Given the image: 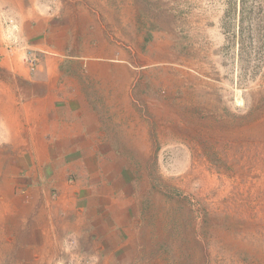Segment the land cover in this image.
Listing matches in <instances>:
<instances>
[{"label":"rangeland","instance_id":"rangeland-1","mask_svg":"<svg viewBox=\"0 0 264 264\" xmlns=\"http://www.w3.org/2000/svg\"><path fill=\"white\" fill-rule=\"evenodd\" d=\"M43 1V52L19 44L6 11L2 34L26 67L34 53L80 94L66 103L81 128L96 121L135 142L119 151L144 264H264V0ZM23 88L16 76L0 95ZM13 161L0 146V264L19 262L6 219Z\"/></svg>","mask_w":264,"mask_h":264},{"label":"crops","instance_id":"crops-1","mask_svg":"<svg viewBox=\"0 0 264 264\" xmlns=\"http://www.w3.org/2000/svg\"><path fill=\"white\" fill-rule=\"evenodd\" d=\"M44 2L0 0V11L20 22L19 44L35 43L36 52H43L42 26L49 19ZM76 12L78 17L86 14L79 4ZM119 15L126 22V14ZM1 27L0 84L18 76L24 87V93L7 90L0 95V146L13 150L16 171L8 175L13 189L6 208L13 260L19 261L16 264H144L128 190L134 174L128 172L127 155L119 151L136 148L135 142L126 132L96 121L93 129L81 128L79 105L66 103L79 101L80 94L64 92L59 78L47 75L53 67L49 61L37 63L34 72L28 70L19 58L24 49L7 42ZM109 95L97 97L108 101ZM78 149L87 151L78 154ZM4 212L0 210L2 219Z\"/></svg>","mask_w":264,"mask_h":264},{"label":"built area","instance_id":"built-area-1","mask_svg":"<svg viewBox=\"0 0 264 264\" xmlns=\"http://www.w3.org/2000/svg\"><path fill=\"white\" fill-rule=\"evenodd\" d=\"M37 62L38 61L34 53L31 52L26 53L25 63L27 64L31 72H34L36 70Z\"/></svg>","mask_w":264,"mask_h":264}]
</instances>
